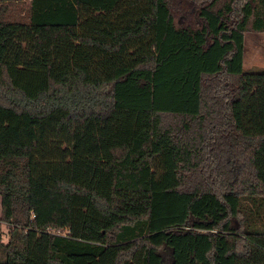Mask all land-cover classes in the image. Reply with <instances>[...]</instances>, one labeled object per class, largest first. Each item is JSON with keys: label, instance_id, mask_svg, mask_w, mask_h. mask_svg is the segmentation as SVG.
Wrapping results in <instances>:
<instances>
[{"label": "trees", "instance_id": "16d2710c", "mask_svg": "<svg viewBox=\"0 0 264 264\" xmlns=\"http://www.w3.org/2000/svg\"><path fill=\"white\" fill-rule=\"evenodd\" d=\"M185 1L0 0V264H264V0Z\"/></svg>", "mask_w": 264, "mask_h": 264}, {"label": "rangeland", "instance_id": "374dc122", "mask_svg": "<svg viewBox=\"0 0 264 264\" xmlns=\"http://www.w3.org/2000/svg\"><path fill=\"white\" fill-rule=\"evenodd\" d=\"M175 21L188 20L185 0H173ZM189 13V12H188ZM190 14V13H189ZM193 17L192 14H190ZM243 67L249 70H264V30L248 28L244 31ZM7 225L0 219V232L3 240L8 237Z\"/></svg>", "mask_w": 264, "mask_h": 264}, {"label": "built area", "instance_id": "2783aa9c", "mask_svg": "<svg viewBox=\"0 0 264 264\" xmlns=\"http://www.w3.org/2000/svg\"><path fill=\"white\" fill-rule=\"evenodd\" d=\"M49 230H53V231H55L57 233H65L66 232L65 229L63 231H61L60 229H52V228H49Z\"/></svg>", "mask_w": 264, "mask_h": 264}]
</instances>
